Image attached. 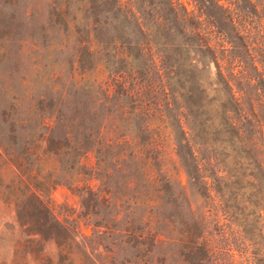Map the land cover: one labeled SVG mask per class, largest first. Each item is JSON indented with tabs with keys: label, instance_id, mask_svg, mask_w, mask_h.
Returning <instances> with one entry per match:
<instances>
[{
	"label": "rangeland",
	"instance_id": "obj_1",
	"mask_svg": "<svg viewBox=\"0 0 264 264\" xmlns=\"http://www.w3.org/2000/svg\"><path fill=\"white\" fill-rule=\"evenodd\" d=\"M15 1L0 0V264H264V0ZM26 8L56 43L38 128L4 116L32 78Z\"/></svg>",
	"mask_w": 264,
	"mask_h": 264
},
{
	"label": "trees",
	"instance_id": "obj_2",
	"mask_svg": "<svg viewBox=\"0 0 264 264\" xmlns=\"http://www.w3.org/2000/svg\"><path fill=\"white\" fill-rule=\"evenodd\" d=\"M79 1L83 2V0H79ZM110 1H111V11L112 12L114 11L116 14H118L120 12V7L118 5L117 0H110ZM7 2L9 4H15L16 1L7 0ZM35 16H38V13L34 9L31 12H28V8H26L23 11V17L26 19L27 24L31 27L30 31H28L27 34L25 35L26 38L24 40V43L27 44L29 48L30 57L27 60V70L31 73L30 77L32 78H25L21 80L20 83H26L27 85L22 95L17 94V92H15V90L12 89L13 86H9L8 92L3 94V97L7 99V102L9 103V106L7 109L8 112L4 114V116L6 118H9V117L13 119L18 118V119H15L13 124L14 125L18 124L20 126L19 128H22V127L29 128L30 124H32L33 121H36V118L39 119V123H37L36 127L37 128L41 127L44 124V121L47 115V113L45 114V112H43L41 108L42 104H44L43 96L40 94V92L43 89L42 84H41L42 82L40 81L41 74H42L41 71L42 69H44L41 63L42 61H44L46 58L49 57L48 54L44 55L43 53L45 52L47 53L53 47V45L54 46L56 45V43H55L54 38H51L49 39L50 41L49 44H46L45 39L46 37H48V33H47V30L45 29L44 24L39 23V27H38L39 30L37 31L35 30L36 29V26L34 23V20L36 18ZM0 33H2L0 37V41H1L0 42V52L4 54L5 45L9 41L8 40L9 30L8 29L0 30ZM93 33H94V26L91 28V31L87 33V37H90V35ZM50 53L53 54L54 51H51ZM46 70L44 72H46ZM8 78L9 79L6 80L7 81L6 83H10V85L11 84L13 85L14 82H12L13 81L12 78L10 76H8ZM29 79H32V81ZM53 79H54V76L53 74H51L48 83L51 82L52 84H56V81ZM35 89H37V91ZM27 93H32V95H27ZM51 117L52 116H50L49 119H51ZM123 143H125L123 146L129 147V143L127 142H123ZM183 143H184V140H182L179 144L182 145ZM68 144H71V141L65 139V143H63V145L57 144V146H59V149H65L67 151ZM117 145L116 144L108 145V143L101 142V143H98V148H99L98 151L101 152L103 150H111ZM49 147L50 148L55 147V142L53 140L48 141V149ZM0 148H3V147L0 145ZM47 151L49 154L55 156L52 150L49 149ZM76 151L77 153H79V156L80 155L84 156L89 152H93L94 148L90 147V139L77 144ZM29 152H30V148L24 149L25 154ZM16 158L17 156H15V158H12L10 162L15 167V169L18 171L20 175L19 183L21 186H23L25 190L26 198L28 200L34 201L39 208L47 212V214H50L48 207L40 199V193L46 191L44 188L45 184L40 183L39 186H34L33 184H29L27 182L29 177H26L27 175L26 167L20 162L18 163L17 160H15ZM133 158L137 159L136 157H133ZM188 159L191 161L192 165L195 167V170L198 172V167H197L198 165L196 162V158L193 156V152L189 153ZM77 164L78 162H75V165ZM101 164H103V162L98 159V166ZM183 168L189 180L193 179V176L188 172L187 169H185V166H183ZM102 192L103 190L100 189L98 190L97 194H94V192L91 189L87 188L86 195L89 196L90 198L95 197L97 201L100 202L99 204H101L102 206H106V204H108V200L101 196ZM54 222L62 232H66V229L56 219H54ZM102 223H105V222L103 221ZM95 228L96 229H106V230L108 229V227L105 226L104 224H96Z\"/></svg>",
	"mask_w": 264,
	"mask_h": 264
}]
</instances>
